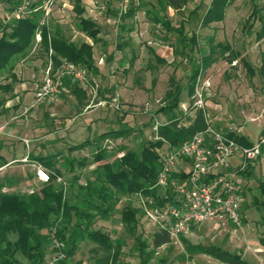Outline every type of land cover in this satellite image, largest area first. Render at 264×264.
<instances>
[{
  "label": "rangeland",
  "instance_id": "rangeland-1",
  "mask_svg": "<svg viewBox=\"0 0 264 264\" xmlns=\"http://www.w3.org/2000/svg\"><path fill=\"white\" fill-rule=\"evenodd\" d=\"M12 1L0 0V17L4 16V13H10L8 8L16 6ZM81 1L86 4V0ZM145 1L149 2V5L135 14L136 17L126 21L131 27L123 32L119 31L120 21L115 19L117 12L108 10L110 3L98 10H92L85 5V17L97 22L101 27V41L94 44V59L103 75L98 80V97L117 95L119 109L93 106L82 108L83 106L75 104L73 99L64 98L62 94L56 103L42 105L37 110L21 115L22 107L33 101V94L23 89V83H40L38 70L39 67H44L45 56L35 58L32 54L31 57L17 60L15 71L19 82L15 84L13 93L0 90V100H4L0 110L5 108V105H9L10 110L0 114L4 115L1 120L16 117L9 123L13 121L18 127V134H14L16 136L12 139L13 145L0 149V157L7 161L0 169V184L4 185L6 193L28 191L26 175L30 168L12 160L27 154L31 147L36 156L55 155L53 160L55 168L60 172L59 183L67 188V197L74 201L77 189L69 188V184L75 173L82 171V181L91 173L90 165L93 164V156L97 153L94 142L99 134L110 130H128L125 137L101 141V146L107 150L105 160L97 163L102 164L118 157L122 153L119 151L120 147L124 150H137L142 143L153 138L154 126L160 123V117L156 118L160 108L158 102L163 99L166 89L169 88L171 77L181 87V100H189L186 87L193 70L192 64L199 62L201 56L209 51L210 37L213 38V44L228 43L238 51V57L231 63L221 57L207 70L202 71V78L210 83L205 95V112L211 125L221 133H226L238 125L241 127L240 131L251 140H255L264 132V80L257 73L261 52L264 51V37L258 38L255 34L259 29L256 16L248 21L252 16V1L236 0L228 8L222 22L205 28L199 26V18L210 0H190L183 11L178 13L181 16L177 17L169 15L173 11L171 8L162 11L158 0ZM255 4L258 8L263 7L261 12L264 13V0H255ZM151 5V10L157 17H167L171 20L172 30L153 22L152 15L146 13ZM192 10L197 11L192 14ZM182 21L185 22V32L179 33L175 28L179 27ZM50 24L51 27L59 25L69 40L88 41V38L79 32L75 14L68 5L59 6L55 10ZM193 32L197 37V45L190 51L188 37ZM118 34L123 36L121 41L128 40L130 46L118 50ZM160 55H163L165 64L158 62ZM100 57L102 59L98 60ZM241 58L253 69L256 68L255 71L248 72ZM7 82L9 80L5 75L0 77V84ZM173 113L177 116L184 114L181 104ZM191 115H194L193 109L188 110L187 116ZM103 117H106V120H103ZM181 123H186V120L182 119ZM7 129L5 126L0 135H4ZM23 137L34 140L29 142L31 144L28 149L25 148ZM86 140H89L85 143L86 146L71 148ZM5 141L12 144L11 139ZM83 158L92 163H88L89 168L86 167L85 170L78 166V161ZM263 174L264 154L255 167L252 191L247 195L240 211V227L227 220L196 223L189 233L171 237L168 244L153 249L151 243L154 232L165 226L164 213L158 208L151 210L146 207L148 214L144 209L145 199L140 195L122 198L115 207L114 214L108 219H98L94 227L108 233L114 241H123L116 264H139L135 238L128 234L120 221L121 207L132 202L133 205L143 207L138 214L136 233L150 244L147 251L151 258L147 264H227L206 254L191 252V245L198 243L213 244L231 253H240L242 258L252 264H264V209L254 201L259 195V178L261 176L262 179ZM93 248L95 249L96 245L91 242L80 243L71 264L100 263L104 252H94Z\"/></svg>",
  "mask_w": 264,
  "mask_h": 264
},
{
  "label": "trees",
  "instance_id": "trees-1",
  "mask_svg": "<svg viewBox=\"0 0 264 264\" xmlns=\"http://www.w3.org/2000/svg\"><path fill=\"white\" fill-rule=\"evenodd\" d=\"M72 11L77 20V28L92 42H74L67 39L65 33L59 25L41 28V40L36 43L35 34L37 31V19L39 13L27 14L20 18H13L6 22L5 16L0 17V77L5 75L9 80L6 84H0V90L5 92L14 91L15 84L19 82L14 71L18 59L24 58L30 52H39L45 55L44 68L46 65L49 46L53 49L52 59L54 67H58L65 60L82 68L86 74L96 80H100L102 75L94 59V44L101 41L100 25L90 18L85 17V5L81 0H70ZM190 0H158L161 10L167 8L181 13ZM236 0H210L199 18V26L205 28L213 23L222 22L225 19L228 8ZM252 1V13L250 19L256 16L259 21V29L255 32L258 38L264 37V13L261 8ZM22 0H13L15 7L8 8L12 12ZM149 5L145 0L137 3L131 2L128 9L120 17L119 31L127 30L131 25L126 24L143 7ZM147 8L146 13L151 14V19L159 23L167 30H172L171 20L167 17H157L156 13ZM109 11L114 9L108 8ZM197 10H192L194 14ZM185 22L182 21L175 31L184 33ZM249 27V26H248ZM123 36L117 35L116 48L123 50L130 46V42H122ZM185 39V38H184ZM187 40V39H186ZM188 49L192 51L197 45V37L193 32L188 37ZM209 51L203 54L199 62L192 64L193 70L188 79V98L193 94L195 79L200 71H205L221 57H225L229 63L236 60L238 51L234 50L228 43L217 42L213 44V38L208 40ZM185 48V46H184ZM219 52V53H218ZM226 55V56H225ZM158 57V56H157ZM243 66L247 71H255L250 64L241 58ZM160 64H165V59L158 57ZM44 70V69H43ZM257 73L264 80V51L261 52V63L257 68ZM63 85L67 91L76 96L77 104L86 108L89 105L88 92L82 89L76 82L66 77ZM66 93V92H65ZM63 93V95L65 94ZM4 100H0V107ZM182 102L181 87L175 82L173 77L169 79V88L166 89L163 99L160 100L159 111L174 112ZM194 110V115L187 116L188 110ZM5 108L0 110V114ZM182 116L174 115L166 123L157 126L152 139L142 143L137 150L120 147L122 155L114 157L112 160L102 164H97L96 168L88 176L81 180L82 171L73 175L69 188H76L75 200L71 201L67 197V188L59 183L57 179L60 172L54 166V156H35L36 160L49 168L50 180L47 183H40L33 191L26 193H6L3 191V184H0V264H45L50 253L51 237L54 230L56 238L64 244L63 251L65 258L56 264H71L72 258L77 251L79 244L88 241L96 245L92 251L101 250L104 252L102 261L93 264H116L121 253L123 241H114L110 235L94 225L98 219H108L114 214L115 207L124 197L132 195L143 196L145 201L144 209H160L166 211L170 206L179 204L177 194L171 186L162 188L157 185V175L160 170V154L164 145L170 149L179 147L185 140L193 134L202 131L206 127L205 113L199 108L183 110ZM208 117V115H207ZM182 119L186 123H181ZM128 130H110L99 134L95 138L97 153L93 156V164L105 160L107 150L101 146V141L107 138L118 139L128 135ZM228 138L234 140L242 146H251L250 139L237 132L229 131L223 133ZM264 134V133H263ZM85 142L71 146L78 149L86 146ZM29 157V155H28ZM86 161V162H85ZM87 158L78 161L79 168H86L90 164ZM7 161L0 160V168L5 166ZM74 171V170H72ZM174 170L170 179L176 178ZM259 195L254 198L255 203L260 204L264 209V179L258 185ZM147 207V208H146ZM143 207L133 205L128 202L120 209V221L125 226L128 234L135 238L136 250L139 252V264H147L150 254L147 248L150 246L136 233L138 214ZM171 236L166 227H161L155 231L152 237L153 249L168 244ZM264 245V240L262 241ZM191 252L206 254L227 264H252L242 258L240 253H231L213 244L198 243L189 248ZM89 264V263H87Z\"/></svg>",
  "mask_w": 264,
  "mask_h": 264
},
{
  "label": "built area",
  "instance_id": "built-area-1",
  "mask_svg": "<svg viewBox=\"0 0 264 264\" xmlns=\"http://www.w3.org/2000/svg\"><path fill=\"white\" fill-rule=\"evenodd\" d=\"M138 1L86 0L85 5L92 10H98L110 3L109 8L117 12L115 19L120 21L122 13L128 9L129 4ZM66 5L72 9L70 0H22L20 5L9 14L4 13V16L7 22L27 14L39 13L35 34V40L38 43L41 40L40 29L49 26L50 20L59 6L65 7ZM53 53L52 47L49 46L42 81L34 90L33 101L22 107L21 115L37 110L42 105L56 103L60 96L67 92L63 85V79L66 77L88 92L90 97L88 108L93 106L119 109L117 95L99 98V81L89 77L82 68L65 60L60 66L54 67ZM202 75L203 73L200 71L195 79L193 94L188 101L181 103V107L183 110L188 107L202 109L205 113V129L193 134L179 147L159 152L161 165L157 175V185L162 188L171 186L179 197L178 205L170 206L163 212L164 227L167 228L171 237L187 234L194 224L208 221L227 220L236 227H240L242 224L240 213L241 187L236 181V172L229 170V160L236 152H239L243 158L240 169H243L246 162L258 158L264 149V134H261L251 146L246 147L237 144L234 140L214 129L205 112V95L210 88V83L202 78ZM158 103L162 105L160 101ZM7 125L8 122L0 124V133ZM158 125L160 124L157 123L154 129ZM23 142L28 147L30 140L24 138ZM121 155L122 153L118 156ZM21 161L29 164L34 171L35 178L40 183H47L50 180L49 172L40 162L29 160L28 155L23 157ZM185 162L190 163L189 171L186 169L187 183L181 184L170 179L171 173ZM57 181H61L60 178ZM32 191L33 189L29 192ZM145 210L149 214V211ZM54 233V230L50 233V253L45 264H56L65 258L64 244L56 238Z\"/></svg>",
  "mask_w": 264,
  "mask_h": 264
},
{
  "label": "crops",
  "instance_id": "crops-1",
  "mask_svg": "<svg viewBox=\"0 0 264 264\" xmlns=\"http://www.w3.org/2000/svg\"><path fill=\"white\" fill-rule=\"evenodd\" d=\"M183 11V10H182ZM139 12V11H138ZM137 12V13H138ZM137 13H136V15H137ZM136 15H135V17H136ZM169 15H173V16H181L180 14H178L175 10H173V11H171V13L169 14ZM187 23H188V20H187ZM186 23V24H187ZM90 40H89V38H88V41L87 42H89ZM89 43H91V42H89ZM32 54L35 56V58H43V56L42 55H40V53L39 52H30L29 54H27L24 58H28V57H31L32 56ZM45 56V55H44ZM163 55H160V57H162ZM24 58H21V59H24ZM163 58V57H162ZM102 58L100 57V58H98V60H101ZM99 63V62H98ZM99 64H101V63H99ZM33 69H35L34 67H33ZM44 69V67L43 68H41V67H39V70H38V72H39V77H40V80H39V82L41 83V81H42V78H43V70ZM14 71H15V69H14ZM99 71H100V73H101V75H102V72H101V68H99ZM15 73L17 74V72L15 71ZM103 76V75H102ZM19 80V79H18ZM39 83V84H40ZM22 84V83H21ZM39 84H34V83H31L30 81H28V82H26V83H23V85H24V87H23V89L24 90H28L29 92H31L32 94L34 93V90H35V88L39 85ZM27 91V92H28ZM104 91H106V89H104ZM105 93V92H104ZM106 96V95H105ZM63 97L64 98H69V100H72L73 99V102L76 104L77 103V98H76V96H74V95H72L69 91H67L64 95H63ZM182 102H186V101H182ZM181 102V103H182ZM180 103V104H181ZM5 107V111L3 112L4 114L5 113H7V112H9L10 110L8 109V107H9V105H5L4 106ZM2 114V113H1ZM175 115V113H171V112H166V111H158V113L156 114V118H158V117H160V119H158L159 120V124H164V123H166L171 117H173ZM2 116H4V115H2ZM2 116L0 115V124H3V123H6V122H10L11 120H14L16 117H11L10 119H8V120H1V118H2ZM103 120H106V117H103L102 118ZM16 124L15 123H13V121L11 122V123H9L8 125H7V132L4 134V135H0V149L3 147V146H11V145H13V138L16 136V135H14V134H18V127L17 126H15ZM241 127L240 126H238V125H235L233 128H231L230 130H228L227 132H229V131H237V132H239V133H241V134H243L241 131ZM219 131V130H218ZM264 133V132H263ZM263 133H260L259 135H261V134H263ZM243 135H245V134H243ZM259 135H258V137H259ZM246 136V135H245ZM248 137V136H247ZM257 137V138H258ZM11 139V143L12 144H9V142H7V141H5V139L6 140H9V139ZM23 138H25V137H23ZM249 138V137H248ZM257 138L255 139V140H251L250 138V141L252 142V143H254L256 140H257ZM26 139H29V138H27L26 137ZM30 140V139H29ZM31 141H34V140H30V142ZM24 143V142H23ZM29 144H31V143H29ZM25 145V144H24ZM30 145H28V147H29ZM28 147H26L25 146V148H27L28 149ZM174 149V148H173ZM163 150H166V151H168V150H172V149H170L167 145H164L163 146ZM264 154V149L262 150V152H261V154L259 155V157L258 158H256L255 160H253V161H250V162H246V165H245V167L243 168V169H240V167H241V162H242V160H243V158H242V156H241V154L239 153V152H236L235 153V155L234 156H232L231 158H230V160H229V163H230V167H229V170L230 171H235L236 172V181H237V183L240 185V187H241V190H240V199H241V203H240V211L242 210V206H243V204H244V202H245V200H246V198H247V195H249L250 193H251V191H252V184H253V180L255 179V167H256V165L258 164V163H260V161H261V157H262V155ZM26 155H29V160H32V155H34L33 153H32V148L30 147V149L28 150V152H27V154H25V155H23V156H21V158H19V159H17V158H15V159H13L12 160V162H14V161H16V162H20L21 164H24V165H26V166H28L30 169H29V171H28V173H27V175H26V177H27V179H28V183H29V185H28V191H23V193H26V192H29L31 189H35L38 185H40V182L35 178V175H34V171H33V169L29 166V164L28 163H25V162H22L21 161V159L23 158V157H25ZM47 155H49V154H45V155H42V156H47ZM36 156V155H35ZM1 159H3V157L1 156L0 157V160ZM36 161V160H35ZM42 164V163H41ZM43 165V164H42ZM96 165H97V163H95V164H92V165H90V167H91V170H89V171H93L95 168H96ZM43 167L49 172V168H47L45 165H43ZM1 168H3V167H1ZM0 168V169H1ZM89 168V167H88ZM189 168H190V163L188 162H185V163H183L177 170H175L176 171V173H177V177L176 178H172V180H176V181H178L179 183H181V184H184V183H187V178H186V169H188V171H189ZM84 170H85V168H84ZM260 181H262L263 179H264V174L262 175V179H261V176H260ZM259 181V182H260ZM188 185H189V183H188ZM3 191H5L4 190V188L2 189ZM178 197V196H177ZM178 200H179V197H178ZM241 218H242V216H241ZM229 222H231V221H229ZM232 223V222H231ZM233 224V223H232ZM234 225V224H233ZM193 227V226H192Z\"/></svg>",
  "mask_w": 264,
  "mask_h": 264
}]
</instances>
